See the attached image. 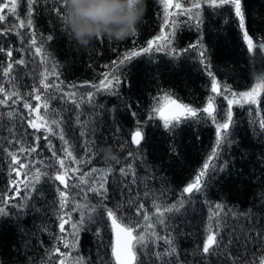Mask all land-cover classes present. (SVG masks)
<instances>
[{"label":"trees","instance_id":"16d2710c","mask_svg":"<svg viewBox=\"0 0 264 264\" xmlns=\"http://www.w3.org/2000/svg\"><path fill=\"white\" fill-rule=\"evenodd\" d=\"M167 4V23L164 0H147L146 13L134 35L123 40L96 38L88 47L76 41L66 23V0L34 3L32 25L23 29L18 27L19 20L27 24L29 18L24 0H17L19 20L0 9L6 17L0 22V32L13 28L23 36V41L15 35L0 36L4 48L0 69L12 61H25L13 63L9 76L0 71V86L9 93L20 92L22 98L32 93L28 102L33 108L41 106L39 115L49 124L57 121L53 129L57 134H49V139L57 158L65 160L64 169L58 163L55 168L50 165L53 149L43 139L34 142L33 130L26 127L28 110L22 109L20 103L14 107L9 106L11 101L0 105V207L5 210L0 215V264H76L78 259L85 264H115L109 255L113 234L109 233L107 218L87 224L89 230L80 233L75 248L66 249L61 243V236L72 242L71 224L78 219L74 204L99 207L98 198L77 178L79 172L72 174L73 166L84 172L83 179H91L93 186L104 177L105 204L116 210L119 220L135 218L139 215L138 206H142L145 214L152 217L151 222L156 223L155 206H160L166 225L172 227L166 230L156 223V232L170 236L173 244L153 241L146 228L148 244L144 254L139 246L136 248L140 264H177V260L179 264H204L202 245L213 233L223 241L220 255L212 256L211 264H261L264 260V245L256 238L257 233L264 231V138L260 136L264 132L260 127L264 120V93L258 96L257 105L233 106V121L222 132L232 143L222 142L217 148L218 159L209 160L216 147L215 125L202 114L210 96L214 97L218 123L224 122L227 113V108H223L224 119L220 118L224 101L211 93L208 70L219 80L221 90L226 84L232 91H245L258 81L264 82V0H242L245 28L255 42L250 53L234 5H223L220 0L215 5L211 0H167ZM194 4L201 7L194 8ZM33 34L37 43L30 46ZM168 37L171 43L165 42ZM149 41H153L152 49L145 53L142 49L148 47ZM198 41L202 48L186 51ZM157 46L162 51H156ZM36 47L41 48L40 53L35 52ZM9 49L11 58L6 56ZM201 50L206 54L204 58L199 56ZM134 51L140 55L123 65L119 63ZM112 72L121 81L115 88L117 95L93 87ZM40 81L58 85L59 91L44 88ZM35 89H40V101L34 98ZM89 91L94 93L91 104ZM226 95L233 98L230 93ZM165 96L179 98L199 109L197 117L164 129L163 121L152 109L161 107ZM45 101L47 108L43 107ZM9 112L15 114L9 117ZM30 118L35 119L36 114ZM138 127L144 133L139 146L131 142V134ZM61 134L67 144L59 139ZM29 147L36 148L39 155L30 153ZM64 147L77 163L63 153ZM97 147L102 148L101 152ZM113 153L114 159L110 158ZM11 154H15L14 160ZM205 162L209 169L203 178L208 181L203 194L193 196L190 202L185 200L175 214L164 212L172 204L179 206L182 195L188 196L182 194V188L194 182ZM16 163L20 165L18 169L14 167ZM219 167H224V172L212 175ZM109 168L111 172L107 171ZM121 168L128 174L122 175ZM65 170L70 187L67 205L61 207L59 192L64 186L55 180V175L65 174ZM217 204L222 206L219 211ZM61 217L68 221L63 233L59 229ZM173 247L176 255H165ZM153 252L160 256H153Z\"/></svg>","mask_w":264,"mask_h":264},{"label":"snow or ice","instance_id":"6c2138e0","mask_svg":"<svg viewBox=\"0 0 264 264\" xmlns=\"http://www.w3.org/2000/svg\"><path fill=\"white\" fill-rule=\"evenodd\" d=\"M26 4V12L29 14V18L27 20V24L23 20H19V17L17 15V0H11V5L4 4L3 0H0V8H3L7 11H9L12 15L14 20H19L18 27L20 29L31 27L32 20L30 18L33 5L34 3L40 2V0H24ZM211 3L215 5L216 0H211ZM220 3L223 5H234L235 8V16L238 18V23L243 29V41L246 42V49L250 53L253 49V38L249 35L248 31L245 28V15L242 11V0H220ZM167 0H164V8H165V22L167 23ZM177 7H179L177 5ZM194 8H200V4H194ZM6 20L5 15L0 14V22H3ZM3 27V24L0 23V28ZM173 28H175V24L172 25ZM135 32L133 33V35ZM8 35H15L18 40L23 41V36L19 31H14L13 28H6L4 31L0 32V36H8ZM27 35V34H24ZM172 35H175V32L172 33ZM48 39H52L51 36L48 37ZM157 40H159V37H157ZM166 43H171V37L166 38ZM37 43L36 39L34 38V34L30 37V46H35ZM153 41L148 42V47H145L142 49L143 52L147 53L152 49ZM261 46H264V43H261ZM196 48H202L201 43L198 41L195 44L189 45V48L187 50H192ZM17 51H20L19 49ZM156 51H162V48L157 46ZM4 52V48L2 45H0V53ZM36 53L41 52L40 47L35 48ZM13 55L12 50L9 49L6 52V56L11 58ZM140 52H132L130 55H125L123 59L119 61L121 65H123L126 61L131 59L132 57L139 56ZM205 52L201 50L199 52V56L201 58L205 57ZM13 63L17 64H24L25 61L23 59H20L19 61H12L7 63L6 67L3 69H0V71L3 72L5 76H9L10 72L13 68ZM209 65H205V68H208ZM222 74L226 76V73L222 71ZM207 76L212 78L211 79V93L214 94L215 97H218L220 100L224 101L223 107L221 109V112L219 113L220 118L224 119L223 114V108H227L226 113V119H224L223 123L217 122V113L215 111V104H214V97L210 96L208 97L206 101V105L202 107V114H206L208 117L211 118V123L215 125V134H216V147L212 149V156L209 157V160H211L213 157L219 158V153L217 151V148H219L225 140H227V143L231 145L232 141L228 139L226 136L222 135V132L224 130H228L230 128V125L233 121V106L238 105L240 107L245 106H254L258 104V96L261 93H264V82L261 83H255L254 86L251 87L250 90L245 91H232L228 88V86L225 84L223 87V90H221L220 82L217 78H213V72L211 70L207 71ZM10 83H13L14 81L10 80ZM40 83L43 84L44 88H56L57 91H59L58 85H50L47 83H44L43 81H40ZM121 81L120 78L115 74V72H112L108 75H106L103 79H101L100 84L93 85L94 88L99 87L100 90H103L104 92H107L110 95H117L115 88L120 85ZM40 89H35L34 98L36 101L41 100V96L38 94ZM230 93L231 97L229 98L226 94ZM32 93H29L27 97H23L20 92L13 91L9 93L5 87L0 86V105L8 104L9 101H11L10 107H14L17 103L21 104L22 109H27L28 112L25 114L26 117V127H30L33 132L32 135L34 136V142H39L41 139L45 141V145L48 148H52V157L53 161H50V165L55 168L56 163L60 166L61 169H64L65 166V160L62 158H57V153L54 148V146L50 143L49 134L52 136H55L57 133L53 130L54 126L57 124V121L52 120L51 124H49L48 121H46L42 116L39 115L41 111V106L37 105L35 108H33L32 104L28 102V99L32 96ZM239 97L238 99H235L234 97ZM88 102L92 103V98L94 97V93L89 91L87 93ZM169 104L171 105V108H169ZM44 108L48 107L47 102L43 104ZM93 107H101L99 105H93ZM153 112H155L160 120L163 121L162 127L164 129H171L175 128L177 125L181 123L182 120L186 118H196L198 115L199 109L191 107L187 103H179L177 100L171 99L168 96L163 97V104L159 108L152 109ZM36 114V118L32 119L30 118L32 114ZM15 113L9 112V117H12ZM145 116L147 117V113H145ZM260 127L264 128V120L260 121ZM12 129H9V132L11 133ZM43 132L44 135H38V133ZM94 132V130H93ZM84 135L83 133L81 134ZM260 136L264 138V132H260ZM59 139L64 141L65 144H67V141L64 139V136L61 134L59 136ZM144 140V133L140 130L138 127L132 134H131V142L134 145L139 146L141 142ZM87 146V145H86ZM102 148L97 147V151L101 152ZM23 151V149H21ZM28 151L30 153H36L37 149L34 147H29ZM63 153L69 158L70 161H72L74 164L77 163L75 161V158L72 155V152L69 151L66 147L62 148ZM89 156L92 155V152L88 153ZM131 156V153L129 154ZM11 159H15V154H11ZM35 159V157H33ZM226 163V162H222ZM15 168H19V163H16L14 165ZM209 169V163L205 162L203 164L202 170L195 176V180L192 183H188L186 187L182 188V194H188L187 197L181 196V199L179 200V206L177 204H172L166 208H164V212L175 214L180 211V209L184 206L185 200H188L189 202L193 198V196L197 194H203L208 181L204 180L203 178L207 175ZM224 167L215 168L212 175H215L217 172H224ZM96 170L93 169V172ZM108 172H111L112 169H107ZM71 172L73 175H75L77 172H79L78 179H81L84 185L87 187L88 191L96 196L98 198V204L99 207H92L89 204L84 205H73V208L78 212V219L76 222L71 224L72 228V242L68 243L63 236H61V243L63 246L68 248H75L77 244V237L80 235L82 231H88L89 228L86 227L87 224L90 223H96L97 220L103 221L105 218L111 221L110 227H109V233L114 232L115 234V243L113 244L111 240L109 241V248H110V257L114 258L115 264H140V261L138 260V255L136 248L139 246L141 250V254L143 253V250L147 248L148 241L146 240V237L144 235L145 229L147 228L151 232V238L153 241L156 240H164L166 244L172 245L173 239L170 238V236H160L156 232V223H158L160 226H164L167 230L168 227H172L171 225H166L165 219L163 218V213L161 212V208L159 205H156V223H152V217H149L145 214V211L142 206H138L139 208V215L135 216H129L127 217V222L123 221V218L118 220L117 212L115 209H109L107 208L105 201L107 200V188L104 181V177L101 176L99 180L97 181V184L93 186L91 183V179L84 180V172L80 171L79 168L73 166L71 168ZM120 172L122 175H127L128 173L125 172L124 168L120 169ZM37 178H39V172H37ZM211 179V177H209ZM55 180L59 181L61 185L64 186L63 190H60L59 196H60V206L65 207L67 205V191L70 187V185L67 183V170H65V174H59L57 173L55 175ZM134 182V181H133ZM13 191L15 192L16 189L13 188ZM87 195V193H85ZM27 199V197H25ZM3 202V196L0 195V203ZM21 208L24 207V205L20 206ZM118 207V206H117ZM217 211L221 209V205L217 204L216 206ZM81 208L84 210L81 211ZM93 213H96L95 216H93ZM5 210L4 208L0 207V215H4ZM143 221L144 223L141 224L140 221ZM68 223V221L61 217L60 223H59V229L60 232L63 233L65 229V224ZM99 236V233H97ZM216 233L210 234L207 236L206 240L204 241L202 245V253L204 254V264H211V257L212 256H219L220 252L219 249L221 247L223 238L221 237L219 240L217 239ZM256 238L258 242L262 245H264V231H261L257 233ZM245 239L250 240V237H245ZM232 241H228V245H231ZM58 251V250H57ZM153 256H160V253L153 252ZM165 255H176V249L173 247L170 252H166ZM61 264H63V261H61ZM76 264H85V261L83 259H78L76 261ZM88 264H91V262H88ZM108 264H111V261L108 262ZM177 264H179V261L177 260Z\"/></svg>","mask_w":264,"mask_h":264},{"label":"clouds","instance_id":"9594fccd","mask_svg":"<svg viewBox=\"0 0 264 264\" xmlns=\"http://www.w3.org/2000/svg\"><path fill=\"white\" fill-rule=\"evenodd\" d=\"M66 5V23L84 47L100 37H129L137 31L147 10V0H66ZM110 158H116V154Z\"/></svg>","mask_w":264,"mask_h":264},{"label":"water","instance_id":"95a60500","mask_svg":"<svg viewBox=\"0 0 264 264\" xmlns=\"http://www.w3.org/2000/svg\"><path fill=\"white\" fill-rule=\"evenodd\" d=\"M174 100H177L179 103H184L181 99H179V98H173ZM169 108H171V105L169 104ZM119 220V219H118ZM110 223H111V221H110ZM115 243V234H114V232H113V244ZM261 264H264V260L262 261V263Z\"/></svg>","mask_w":264,"mask_h":264},{"label":"rangeland","instance_id":"374dc122","mask_svg":"<svg viewBox=\"0 0 264 264\" xmlns=\"http://www.w3.org/2000/svg\"><path fill=\"white\" fill-rule=\"evenodd\" d=\"M8 2H5V3H9V2H11V0H7ZM169 1H172V0H169ZM173 5H175V3H173ZM182 7L180 6V9H181ZM1 10H2V8H0ZM255 46V42L253 41V47ZM257 83H261V81H258ZM183 101V100H182ZM184 102V101H183ZM185 103V102H184ZM63 264H66V263H63Z\"/></svg>","mask_w":264,"mask_h":264},{"label":"bare ground","instance_id":"6f19581e","mask_svg":"<svg viewBox=\"0 0 264 264\" xmlns=\"http://www.w3.org/2000/svg\"><path fill=\"white\" fill-rule=\"evenodd\" d=\"M111 224V223H110ZM113 234V233H112Z\"/></svg>","mask_w":264,"mask_h":264}]
</instances>
